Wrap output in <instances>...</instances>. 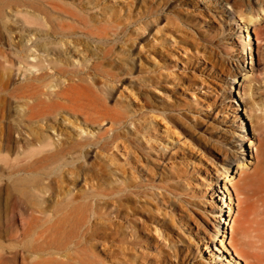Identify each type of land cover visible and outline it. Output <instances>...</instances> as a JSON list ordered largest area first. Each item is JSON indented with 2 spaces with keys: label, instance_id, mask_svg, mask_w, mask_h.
<instances>
[{
  "label": "rangeland",
  "instance_id": "1",
  "mask_svg": "<svg viewBox=\"0 0 264 264\" xmlns=\"http://www.w3.org/2000/svg\"><path fill=\"white\" fill-rule=\"evenodd\" d=\"M0 14L16 91L0 123L24 152L8 160L33 163L0 185L38 216L0 214V264L261 263L241 237L245 182L264 175V0H0Z\"/></svg>",
  "mask_w": 264,
  "mask_h": 264
},
{
  "label": "bare ground",
  "instance_id": "2",
  "mask_svg": "<svg viewBox=\"0 0 264 264\" xmlns=\"http://www.w3.org/2000/svg\"><path fill=\"white\" fill-rule=\"evenodd\" d=\"M55 1V0H54ZM39 8V7H38ZM242 8V7H241ZM42 9V8H41ZM55 9V8H54ZM62 10V9H61ZM240 10V9H239ZM3 12V10H2ZM45 12V10H44ZM32 15L34 13H31ZM1 15V14H0ZM27 15V14H26ZM37 15V14H36ZM41 15V14H40ZM48 15V14H47ZM35 16V15H33ZM32 16V17H33ZM31 17V15H30ZM44 17V16H43ZM34 19L37 18V16L33 17ZM45 18V17H44ZM38 19H39V15H38ZM38 19L37 22H38ZM48 19V18H47ZM4 20V19H3ZM40 20V19H39ZM42 20V19H41ZM40 20V21H41ZM44 20V19H43ZM28 21V20H27ZM65 21V20H64ZM63 21V22H64ZM6 22V21H4ZM3 22V23H4ZM34 22V21H33ZM36 22V23H37ZM61 22V21H60ZM31 23V22H29ZM35 23V24H36ZM66 23V22H65ZM7 24V23H6ZM31 25H33L31 23ZM39 27H41V24H38ZM36 25V26H38ZM46 25V24H45ZM72 25V24H71ZM47 26V25H46ZM62 26V25H61ZM66 26V25H65ZM9 27V26H8ZM49 28V26H47ZM64 27V26H63ZM70 27V26H69ZM47 28V29H48ZM46 29V28H44ZM65 29V27H64ZM76 29V28H75ZM13 30V29H12ZM6 33V32H5ZM3 33V34H5ZM2 34V35H3ZM18 35H20V33H18ZM23 35V34H22ZM74 35V34H73ZM23 37V36H22ZM17 38V37H16ZM57 38V37H56ZM30 40V38H28ZM68 39V38H67ZM28 40V41H29ZM56 40V39H55ZM13 41V39H12ZM20 41V40H19ZM23 41V40H22ZM60 41V40H58ZM68 41V40H67ZM56 42V41H55ZM54 42V43H55ZM86 42V41H84ZM83 42V43H84ZM15 43V42H14ZM37 43V42H36ZM52 43V42H51ZM62 43L64 44V42L62 41ZM73 43V42H72ZM16 44V43H15ZM44 44V43H43ZM79 44V43H78ZM41 45V44H40ZM39 45V46H40ZM46 44H44V46L42 47H46L45 46ZM61 45V44H59ZM85 45V44H84ZM27 46V45H26ZM21 47V46H20ZM89 47V45L87 46ZM28 48V47H27ZM77 49V48H76ZM1 50V48H0ZM25 50V49H24ZM24 50L22 49V51L24 52ZM86 50V49H85ZM20 51V50H19ZM31 51V50H30ZM3 52V51H2ZM21 53V52H19ZM6 55V54H5ZM10 55V54H9ZM7 56V55H6ZM23 56V55H22ZM21 56V58H22ZM20 57V55L18 56ZM25 57V56H24ZM62 58V56H59L58 58ZM2 58V57H1ZM19 58V59H21ZM60 58V59H61ZM11 59V58H9ZM9 59H7L9 61ZM67 60L68 58H64V60ZM63 60V59H62ZM61 60V62H62ZM63 60V62H64ZM5 61H6V57H5ZM54 61V60H53ZM70 61V60H69ZM68 61V63H69ZM27 62V61H26ZM40 62H43V61H40ZM46 63V61H44ZM56 62V60L54 61ZM57 62H59L57 60ZM56 62V63H57ZM60 62V63H61ZM44 63V64H45ZM34 64V63H33ZM43 64V63H42ZM48 64V63H47ZM41 65V63H40ZM51 64H49L50 66ZM59 65V64H58ZM33 66H37V65H33ZM45 67V65H43ZM42 66V67H43ZM53 66V65H52ZM56 66V65H55ZM54 66V67H55ZM64 66V65H63ZM61 66V67H63ZM70 66V65H68ZM6 67V66H5ZM13 67V66H12ZM32 67V66H31ZM38 67V66H37ZM36 67V68H37ZM2 68V67H1ZM35 68V67H34ZM13 69V68H12ZM42 69V68H41ZM54 69V68H53ZM5 70V69H4ZM63 70V68H62ZM9 71V70H8ZM50 71V70H49ZM61 71V70H60ZM4 72V71H3ZM44 72V71H43ZM67 72V71H66ZM48 73V71H47ZM65 73V72H64ZM10 75V74H9ZM9 75L8 73H3V74H0V94L1 97H2V100L3 98L7 100V98L9 97L8 95H13L15 91L14 90H10L9 88L6 87V80L9 79ZM48 76H50L48 74ZM74 76V75H73ZM43 77V76H42ZM39 78V77H38ZM71 78V77H70ZM11 79V78H10ZM34 79V78H33ZM46 79V78H45ZM80 79V78H78ZM38 80V79H37ZM39 82V80H38ZM42 82V81H41ZM85 82V81H84ZM74 84V83H72ZM41 85H44V84H41ZM9 86V85H8ZM71 86V84H70ZM76 88V87H75ZM36 89V88H35ZM41 89V88H40ZM70 89V88H69ZM42 92V91H41ZM45 92V91H44ZM43 93V92H42ZM68 94V93H67ZM64 95V94H63ZM70 95V94H69ZM43 96V95H42ZM65 96V95H64ZM26 96L24 95H19L17 98H25ZM26 99V98H25ZM36 99V98H35ZM5 100V102H6ZM40 103H44L43 100H36V103L32 104V105H29L28 106V109L31 110L32 112L35 110L38 111L40 110L39 109H36V105ZM2 105V103H0ZM5 104V103H4ZM7 104V103H6ZM44 105V104H43ZM10 111V109H6L5 110V107H1L0 106V118H3L4 120H7L9 118L8 116V111ZM47 111L45 112H42V113H46ZM28 116V115H27ZM46 117V116H45ZM44 117V118H45ZM25 119V118H24ZM23 120V119H22ZM21 120V121H22ZM31 120V119H30ZM3 122V121H2ZM48 122V121H47ZM17 123V122H16ZM19 123V122H18ZM24 123V122H23ZM33 123V122H32ZM31 123V124H32ZM41 123V122H40ZM45 123V121H44ZM49 123V122H48ZM30 125V124H29ZM38 125V123H37ZM40 126V125H38ZM26 128V127H25ZM17 125L14 124L13 121L9 120V121H5L4 123H0V160H3L5 162V165H1L0 166V171H6L7 169H11V171H8L7 173H13V175L15 174L14 172H21V171H25L24 169L27 167V166H30L32 165L33 163H30L29 165H27V163L25 164L24 162L21 164V162H17V163H13V162H9L8 160V155H16V156H19L21 154H23L24 152H21V147L19 145V139H16L15 138V134L17 132ZM35 129V128H34ZM20 130V129H19ZM27 131V130H26ZM40 131V130H39ZM19 132V131H18ZM20 133V132H19ZM21 138V137H20ZM33 138V137H32ZM37 139V138H36ZM28 140V139H27ZM34 141V140H33ZM35 142V141H34ZM26 143V142H25ZM63 143V142H62ZM69 143V142H68ZM67 146V145H66ZM82 146V145H80ZM84 146V145H83ZM82 146V147H83ZM69 147V146H68ZM51 148V147H50ZM56 148V147H55ZM59 148V147H58ZM48 149V148H47ZM66 149V148H65ZM70 149V148H68ZM50 150V149H48ZM68 151V150H67ZM40 151H38L39 153ZM44 153V151H42ZM46 152V151H45ZM62 152V151H61ZM36 154V151H31V153H29V155H35ZM40 154H42L40 152ZM56 156V155H55ZM10 157V156H9ZM23 159V158H22ZM51 159V158H50ZM49 159V160H50ZM11 160V159H10ZM45 160V159H44ZM28 161V160H27ZM26 161V162H27ZM48 161V160H47ZM46 161V162H47ZM36 164V163H35ZM72 166V165H71ZM42 170V169H41ZM30 172H33L32 170H30ZM38 172V171H36ZM11 173V174H12ZM22 173V172H21ZM20 173V174H21ZM27 173V172H26ZM23 174V173H22ZM21 174V175H22ZM38 174V173H37ZM5 175V174H4ZM35 175V174H33ZM8 177V175H6ZM6 177V178H7ZM14 177V176H13ZM12 176L10 178L14 179L16 177L13 178ZM9 178V177H8ZM7 178V180H8ZM29 178V177H28ZM33 178V177H32ZM11 179V180H12ZM10 180V179H9ZM48 181V180H47ZM35 182V181H34ZM39 183V182H38ZM37 183V184H38ZM36 184V185H37ZM21 186V185H20ZM245 186L246 188L249 189V196L247 197L248 199H251V213H252V216L245 222L243 228H242V236L241 237L242 239L245 240V245H247V247H249L251 250H252V254L255 256L254 258H256L257 262L259 263L258 259H260L261 263L259 264H262V262H264V175L262 174V172H257L255 173L253 176H251L246 182H245ZM3 193H6L7 196L6 198H4V201H3V198L1 199V197L3 196ZM247 199V200H248ZM36 200V199H35ZM48 200V199H47ZM34 201V200H33ZM39 201V200H38ZM43 201V200H42ZM57 202V201H56ZM31 203L30 202V197H29V194L26 192V189L22 190V189H15L13 188L12 184L9 183V182H6L4 185H0V214H11V215H15L17 212L20 213V215L22 216L23 219H32V221L36 220L37 219V207L36 206H33V204H29ZM41 203V201H40ZM44 203V201H43ZM43 205V204H42ZM55 205V204H54ZM47 206V205H46ZM40 207V206H39ZM18 217V216H17ZM15 219V216L13 217ZM12 219V217H11ZM244 253V251H242V253H239L238 250H236V254L237 256L240 258V256L242 257V254ZM246 253V252H245ZM244 253V255H245ZM249 254V253H248ZM30 255V253H29ZM243 255V256H244ZM252 255V256H253ZM251 256V255H249ZM246 257V256H245ZM243 259V258H242ZM247 259V258H246ZM256 261L254 263H256ZM252 263V262H251ZM248 264V263H246Z\"/></svg>",
  "mask_w": 264,
  "mask_h": 264
}]
</instances>
